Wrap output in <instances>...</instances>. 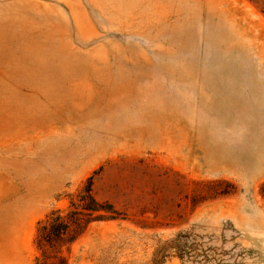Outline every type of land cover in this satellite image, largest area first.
<instances>
[{"label": "rangeland", "instance_id": "1", "mask_svg": "<svg viewBox=\"0 0 264 264\" xmlns=\"http://www.w3.org/2000/svg\"><path fill=\"white\" fill-rule=\"evenodd\" d=\"M0 264H264V0H0Z\"/></svg>", "mask_w": 264, "mask_h": 264}, {"label": "trees", "instance_id": "2", "mask_svg": "<svg viewBox=\"0 0 264 264\" xmlns=\"http://www.w3.org/2000/svg\"><path fill=\"white\" fill-rule=\"evenodd\" d=\"M46 220L55 221L54 224L51 225V229H53V232L55 231L59 233L60 231H63L65 229V224L62 222V218L57 213V211L50 212L46 216ZM198 246L199 243L196 241V236H194L190 232H180L169 242L165 243L163 247H161L163 254L158 262H162L164 260V257L167 255L164 254V252L170 248L174 249L173 255L182 260L196 261L198 260L197 257H200L201 259L198 261H208V252H206V250H199Z\"/></svg>", "mask_w": 264, "mask_h": 264}]
</instances>
